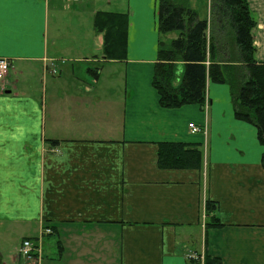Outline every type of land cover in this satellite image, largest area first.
I'll return each instance as SVG.
<instances>
[{
    "label": "crops",
    "instance_id": "0c3cea01",
    "mask_svg": "<svg viewBox=\"0 0 264 264\" xmlns=\"http://www.w3.org/2000/svg\"><path fill=\"white\" fill-rule=\"evenodd\" d=\"M158 1L5 0L0 224L51 231L25 261L21 239L12 264H203L206 256L264 264V145L254 126L235 119L225 83L207 79L203 106H159L151 85ZM174 1L211 33L212 0ZM247 3L255 60L264 63V0ZM100 11L127 15L123 60L102 55L93 28ZM177 36L165 35L164 48ZM175 68L174 80L182 78L184 63ZM162 142L200 146L203 169H159ZM206 200L217 204L221 227H207Z\"/></svg>",
    "mask_w": 264,
    "mask_h": 264
},
{
    "label": "trees",
    "instance_id": "16d2710c",
    "mask_svg": "<svg viewBox=\"0 0 264 264\" xmlns=\"http://www.w3.org/2000/svg\"><path fill=\"white\" fill-rule=\"evenodd\" d=\"M211 8L212 28L207 35V21L198 19L186 2L158 1L159 52L151 79L158 104L164 109H177L189 104L203 106L207 79L216 84L225 83L231 89L235 119L254 126L258 141L264 145V63L255 60L252 30L256 22L247 0H212ZM93 28L102 35L104 59L123 60L126 53L127 15L97 12ZM170 32H177L178 36L171 40L168 48H164L163 37ZM180 61L184 63L185 70L181 83L175 86V65ZM224 64L239 66L229 69ZM157 146L159 169H203L200 146L181 142H162ZM261 164L264 169V154ZM216 210L217 204L206 200L208 228L222 226L215 215ZM34 249L38 247L34 245ZM203 264L221 262L206 256Z\"/></svg>",
    "mask_w": 264,
    "mask_h": 264
},
{
    "label": "rangeland",
    "instance_id": "374dc122",
    "mask_svg": "<svg viewBox=\"0 0 264 264\" xmlns=\"http://www.w3.org/2000/svg\"><path fill=\"white\" fill-rule=\"evenodd\" d=\"M201 1L205 4V0H201ZM85 25L87 28L89 27V25L87 24V21L85 22ZM89 29H91V27H89ZM79 33L80 32L78 31L74 35V37L77 38V34H79ZM163 40L165 41V39H163ZM178 78L180 79V82H181L182 78H181V76L178 75L177 78L175 77V80H174L175 83H180ZM0 227H2V228H0V253L2 254V256L4 258L3 261L6 264H12V260H11V258H9V257H12V254L10 252H13V249L18 245V242L21 239H23L24 237H27L26 239L30 240L32 242V245L34 246V245H37L39 239L41 240L42 239L41 237H43L44 234H48V236L51 235V234H49L51 231L43 229V230H41V233L39 235H37V232H36V234H35L36 236H34L33 233H34L35 228H32V229H25L24 228L23 229V227H21L20 225L18 226L20 228H18V227L8 228L7 225H3V224L1 225L0 224ZM42 232H44V233H42ZM22 241L23 240H21V242ZM21 242H20V244H21ZM44 249H45V246H44ZM45 250H47V249H45ZM47 251H49V250H47ZM58 251H59V249H58ZM49 254H50V252H49ZM0 264H4V263L0 261ZM18 264H20V263H18Z\"/></svg>",
    "mask_w": 264,
    "mask_h": 264
},
{
    "label": "built area",
    "instance_id": "2783aa9c",
    "mask_svg": "<svg viewBox=\"0 0 264 264\" xmlns=\"http://www.w3.org/2000/svg\"><path fill=\"white\" fill-rule=\"evenodd\" d=\"M10 69V63L8 60L0 58V86L1 90H4V81L6 76L8 75ZM188 127L190 128L191 133H199L203 132L204 129H200V127L195 126L194 124H189ZM205 133V132H204ZM38 254V250L34 249V246L32 245V242L28 239H25L21 242L20 246L18 247V255L21 259L24 261L26 259H31L32 255Z\"/></svg>",
    "mask_w": 264,
    "mask_h": 264
},
{
    "label": "snow or ice",
    "instance_id": "6c2138e0",
    "mask_svg": "<svg viewBox=\"0 0 264 264\" xmlns=\"http://www.w3.org/2000/svg\"><path fill=\"white\" fill-rule=\"evenodd\" d=\"M5 0H0V24H2L3 21V4Z\"/></svg>",
    "mask_w": 264,
    "mask_h": 264
}]
</instances>
